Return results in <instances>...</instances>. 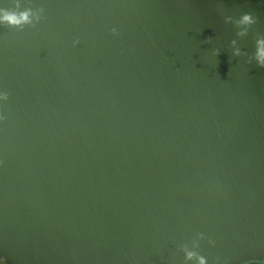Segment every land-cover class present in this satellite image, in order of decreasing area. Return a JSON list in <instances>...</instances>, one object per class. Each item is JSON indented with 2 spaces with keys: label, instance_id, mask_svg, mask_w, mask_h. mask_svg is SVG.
Masks as SVG:
<instances>
[{
  "label": "water",
  "instance_id": "obj_1",
  "mask_svg": "<svg viewBox=\"0 0 264 264\" xmlns=\"http://www.w3.org/2000/svg\"><path fill=\"white\" fill-rule=\"evenodd\" d=\"M22 2L45 11L0 26L5 264H185L198 232L209 264H264V6ZM245 12L240 38L224 19Z\"/></svg>",
  "mask_w": 264,
  "mask_h": 264
},
{
  "label": "clouds",
  "instance_id": "obj_2",
  "mask_svg": "<svg viewBox=\"0 0 264 264\" xmlns=\"http://www.w3.org/2000/svg\"><path fill=\"white\" fill-rule=\"evenodd\" d=\"M258 5L264 6V0H256ZM44 9L40 8L36 10L30 6H24L22 0H14L13 6H5L4 0H0V26L23 30L26 26L35 27L44 18ZM226 24H234L237 33L236 35L240 38L247 37L249 32L258 23V17L251 12H245L239 16L238 19H234L232 16H226L224 19ZM111 34L114 37H118L120 32L117 27L111 28ZM211 42L210 40L208 41ZM80 44V40L77 38L73 41V47ZM232 55L240 57L244 55L238 46L237 40H232ZM214 55L218 57L220 55L219 49L214 51ZM255 61L257 67L264 69V36H257L255 39V50L249 57V63ZM10 95L2 87H0V124L6 119L4 112L5 105L8 104ZM2 163V161H0ZM207 240L210 246L215 247L216 241L210 236H207L203 232H198L196 238L193 240L191 247L184 245L182 251L184 253L185 264H209L208 257L201 254L199 251L201 242ZM252 261H243V264H251ZM0 264H5L4 259L0 258ZM214 264H226L221 260V257L215 258Z\"/></svg>",
  "mask_w": 264,
  "mask_h": 264
}]
</instances>
